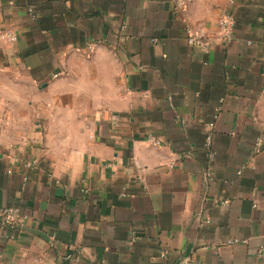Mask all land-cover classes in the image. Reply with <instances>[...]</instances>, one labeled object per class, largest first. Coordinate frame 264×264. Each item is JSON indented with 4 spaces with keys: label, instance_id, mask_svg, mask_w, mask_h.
Wrapping results in <instances>:
<instances>
[{
    "label": "crops",
    "instance_id": "1",
    "mask_svg": "<svg viewBox=\"0 0 264 264\" xmlns=\"http://www.w3.org/2000/svg\"><path fill=\"white\" fill-rule=\"evenodd\" d=\"M191 10L0 0V264H264V0Z\"/></svg>",
    "mask_w": 264,
    "mask_h": 264
},
{
    "label": "built area",
    "instance_id": "2",
    "mask_svg": "<svg viewBox=\"0 0 264 264\" xmlns=\"http://www.w3.org/2000/svg\"><path fill=\"white\" fill-rule=\"evenodd\" d=\"M191 0H174V9L177 11H182L186 8L187 4ZM237 0H228L230 4L235 3ZM218 31L222 40L230 41L233 38L234 31V16L230 12H224L218 19ZM4 38L8 41H15L16 36L14 34H4ZM188 42L192 45L198 46L202 50L206 51L208 44L203 33L197 31L189 34L187 38ZM210 135L207 137V145L210 144ZM147 142L152 145H158V141L153 137H147ZM262 148V143L260 141L255 142L254 152L259 153ZM173 164V160H170L169 165ZM25 167L33 166V162H27L24 164ZM10 172V171H9ZM0 215L3 224L7 226L11 225H21L26 216L20 215L15 208H3L0 210ZM174 264H200L197 260L191 258H182L177 260Z\"/></svg>",
    "mask_w": 264,
    "mask_h": 264
},
{
    "label": "rangeland",
    "instance_id": "3",
    "mask_svg": "<svg viewBox=\"0 0 264 264\" xmlns=\"http://www.w3.org/2000/svg\"><path fill=\"white\" fill-rule=\"evenodd\" d=\"M192 1V2H191ZM191 11L195 17L204 19L215 14L220 10L226 0H191ZM17 84L25 85V80H20L15 74H8L0 68V115L4 116L7 112L13 109L11 104H7L8 100H24L27 97H33L37 90L21 89Z\"/></svg>",
    "mask_w": 264,
    "mask_h": 264
},
{
    "label": "water",
    "instance_id": "4",
    "mask_svg": "<svg viewBox=\"0 0 264 264\" xmlns=\"http://www.w3.org/2000/svg\"><path fill=\"white\" fill-rule=\"evenodd\" d=\"M36 233H38V232H36Z\"/></svg>",
    "mask_w": 264,
    "mask_h": 264
}]
</instances>
